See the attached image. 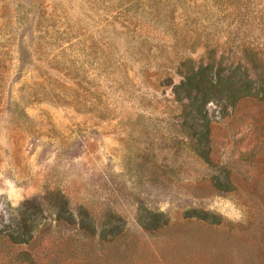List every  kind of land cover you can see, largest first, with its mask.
<instances>
[{
  "label": "rangeland",
  "instance_id": "374dc122",
  "mask_svg": "<svg viewBox=\"0 0 264 264\" xmlns=\"http://www.w3.org/2000/svg\"><path fill=\"white\" fill-rule=\"evenodd\" d=\"M206 40L264 54V0H0V264H264V103L207 105L208 162L177 117ZM55 189L92 235L56 220Z\"/></svg>",
  "mask_w": 264,
  "mask_h": 264
},
{
  "label": "trees",
  "instance_id": "16d2710c",
  "mask_svg": "<svg viewBox=\"0 0 264 264\" xmlns=\"http://www.w3.org/2000/svg\"><path fill=\"white\" fill-rule=\"evenodd\" d=\"M224 44L221 48L219 42L206 40L198 59L188 57L179 63L177 69L181 79L172 85L181 131L188 140L186 144L195 156L207 162L211 123L207 105L214 103L224 110L246 98L264 103V54L246 41L240 40L237 46ZM52 195L54 200L50 206L58 222L84 235L95 232L92 216L86 210L75 213L60 190L55 189ZM141 213L138 222L145 230H155L166 224L163 212L142 208ZM191 213L201 218L210 215L195 210ZM31 227V223H24L7 236L15 243H27L32 237ZM120 227L117 225L114 229L119 231Z\"/></svg>",
  "mask_w": 264,
  "mask_h": 264
}]
</instances>
